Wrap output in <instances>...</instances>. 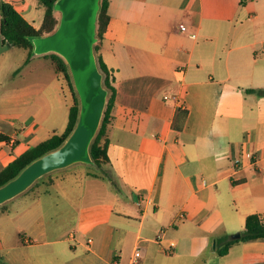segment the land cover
Segmentation results:
<instances>
[{"label": "crops", "instance_id": "obj_1", "mask_svg": "<svg viewBox=\"0 0 264 264\" xmlns=\"http://www.w3.org/2000/svg\"><path fill=\"white\" fill-rule=\"evenodd\" d=\"M2 2L41 27L37 0ZM108 15V161L6 204L0 264H130L136 250L142 264H264V240L233 237L264 222V94L250 91L264 89V0H110ZM14 49L0 17V62ZM26 51L13 75L41 57ZM49 55L55 76L0 79V171L68 126L73 90ZM53 193L75 204L65 225L41 201Z\"/></svg>", "mask_w": 264, "mask_h": 264}, {"label": "water", "instance_id": "obj_2", "mask_svg": "<svg viewBox=\"0 0 264 264\" xmlns=\"http://www.w3.org/2000/svg\"><path fill=\"white\" fill-rule=\"evenodd\" d=\"M102 0H56L55 29L33 42V56L55 54L66 64L79 111L76 124L56 149L29 163L16 177L0 186V207L28 192L42 178L75 165L95 166L91 145L101 127L109 89L104 83L96 44ZM234 238H240L236 234Z\"/></svg>", "mask_w": 264, "mask_h": 264}, {"label": "trees", "instance_id": "obj_3", "mask_svg": "<svg viewBox=\"0 0 264 264\" xmlns=\"http://www.w3.org/2000/svg\"><path fill=\"white\" fill-rule=\"evenodd\" d=\"M37 1L38 7L42 8L44 12L43 22L39 29H36L32 24L25 20L11 4L2 2L0 6L1 34L3 36V39L4 41H7L8 43L16 47L28 50V58L26 61L30 60L33 57L32 40L36 37H40L52 32L58 24V15L54 12V5L56 0ZM109 1L110 0H102L101 2L97 28V36L99 41L95 46L99 65L102 72L104 73V83L105 86L109 89V97L105 115L102 120L99 132L91 145V155L95 162V166L89 167H92L96 170L102 169L108 161L107 148L109 141L107 138V131L112 119V110L116 97L114 76L99 53L100 41L103 38L109 22ZM48 57H50L54 61L57 71L63 74L64 78L68 81L71 89L73 90L74 104L70 109L68 126L62 134H54L49 139L27 149L24 153H22L16 159L11 161L5 168H3L0 171V186L16 177L29 163H31L38 157L58 148L69 136L76 124L79 105L77 95L71 82L68 68L65 62L59 56L51 54ZM250 91L264 94V89ZM51 176L52 174L47 175V177L41 179L42 181L40 183L49 180ZM36 185H38V183ZM36 185L34 187H36ZM6 206L7 205L1 206L0 211H4L6 209ZM240 240L244 242L264 240V222L258 215L252 214L247 217L245 230L242 232ZM232 243L233 241H229L222 248H219V254L226 255Z\"/></svg>", "mask_w": 264, "mask_h": 264}, {"label": "rangeland", "instance_id": "obj_4", "mask_svg": "<svg viewBox=\"0 0 264 264\" xmlns=\"http://www.w3.org/2000/svg\"><path fill=\"white\" fill-rule=\"evenodd\" d=\"M26 54H27V51L24 49H14V51L11 52L10 55L8 56L11 58V61L7 63V64H12V65H5L4 64L5 61L1 60L0 64H3V67H5L4 71L0 70V79L3 81L4 91L8 90L13 78H16V80H19L20 76L27 77L28 75L30 76L35 75L37 78L45 79L49 76H55L56 73L54 72V69L51 66V61L47 59L46 57H42V56L34 59L33 63L29 65L28 67H26L25 69H23L20 74L13 75L17 66H19L22 60L26 57ZM53 174L55 173H52V176ZM52 176L49 179L50 182L49 180H47V182L51 183ZM41 181L42 180L37 182L38 185H36L37 183L35 184L36 187H38L41 184L40 183ZM36 187H34L33 189L31 188L25 194L32 192V190H34ZM23 196L24 195L20 197L25 198V199L29 198L28 196H25V197ZM25 199H22V200H25ZM71 200L72 198L63 199L56 193H53L51 196H44L41 198V201L43 202L45 210L51 211L52 214H56V219L59 221V223L61 222L62 225H65L66 223H68L69 219L67 220L65 216L68 215V213H70L69 216L71 217V212L75 208V204H73Z\"/></svg>", "mask_w": 264, "mask_h": 264}, {"label": "built area", "instance_id": "obj_5", "mask_svg": "<svg viewBox=\"0 0 264 264\" xmlns=\"http://www.w3.org/2000/svg\"><path fill=\"white\" fill-rule=\"evenodd\" d=\"M180 28H181L182 31H185V30H186V26H184V25H180ZM165 98H167V97H165ZM172 98H173L176 102L179 101V98H178L176 95H174ZM14 141H15V140H11L12 143H14ZM250 160H251V161H250L251 164H254V163L256 162V158H255V156H251V157H250ZM240 163H241V159H236V160L234 161V166H235L236 168H238V167L240 166ZM161 240H162V235H161V236H158V238H157V241H158V242H161ZM173 245H174V244L172 243L171 246H173ZM169 251H170V250H169ZM170 252H171V251H170ZM139 257H140V251H139V250H136V252H135V254H134V257L132 258L130 264H142L141 261L139 260Z\"/></svg>", "mask_w": 264, "mask_h": 264}]
</instances>
